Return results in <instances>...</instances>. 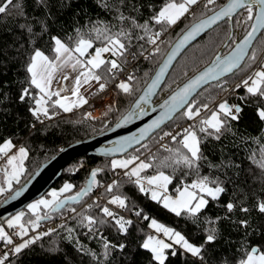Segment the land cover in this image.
Returning <instances> with one entry per match:
<instances>
[{
	"label": "snow or ice",
	"instance_id": "1",
	"mask_svg": "<svg viewBox=\"0 0 264 264\" xmlns=\"http://www.w3.org/2000/svg\"><path fill=\"white\" fill-rule=\"evenodd\" d=\"M56 2L63 5V0ZM35 3L45 9L46 17H51L53 0ZM93 3L103 16L89 17L64 38L51 36L49 54L40 48L31 50L24 65L26 86L19 101L31 102L28 109L31 116L44 123V119L52 120L59 112L70 113L88 104L81 91L85 86H88L85 91H90L98 85L93 93L96 95L111 84L120 95L132 98L116 128L143 120L151 113L158 114L137 132L102 149L100 155L110 159L103 167L92 169L82 187L77 189L66 182L46 197L29 203L26 212L6 218L0 224V244L4 246L0 248V264H16L12 257L19 258L37 241L56 232L57 228L40 229L43 222L57 216L63 221L58 225L63 230L62 239L79 256L87 258L88 264H117L113 254L127 256V241L134 229L144 233L137 238V247L149 254L148 264H170V258L178 255L191 258L192 264H205V246L218 240L222 218H205L203 213L210 204L221 200L226 192L225 183L233 182V177L224 170L237 169L235 175L239 177L240 164L232 156L244 152L246 159L260 170L264 183V143L256 141L259 147L253 148L234 130L249 105H255L256 118L264 124V0H93ZM13 11L27 20L19 0H0V15H11ZM184 21V27L175 32ZM40 23L39 33L31 23L20 27L32 39L47 32V20ZM218 29L224 30L226 41L205 66L194 69L191 75L185 72L186 80L176 88L166 84L168 70L182 51ZM173 32L177 38L170 41L168 36ZM157 57L160 66L154 75L145 71L142 77L137 76L140 63L153 62ZM140 80L144 81L143 88L139 86ZM61 81L70 82V87ZM54 82L59 86L54 88ZM165 89L167 96L154 103L153 98ZM213 89L217 95L223 94V98L200 99ZM229 97H236L239 103H230ZM113 111H119L114 104L105 115ZM86 119H93L92 114L88 113ZM180 120L186 123H177ZM229 134L236 139H230ZM211 141L218 142L213 147L219 146L222 156L229 153L219 164L205 155L204 145ZM28 156V149L17 146L12 139L0 142V161H4L0 166V197L14 193L11 196L14 200L26 190L21 178ZM204 168L209 171L204 173ZM106 172L114 177L110 182L100 178ZM218 173H223L225 179ZM14 185L21 187L14 190ZM125 186L134 188L141 197L180 220L199 225L203 218L206 225L203 244L192 243L175 227L146 214L124 191ZM97 189L102 191L93 199ZM223 207L231 214L238 205L229 201ZM253 210L264 215V198L258 197L251 207H239L246 214ZM143 222L147 224L140 227ZM234 223L245 229L247 235L248 220ZM93 242L98 249L89 246ZM241 249L238 264H264V245L241 244Z\"/></svg>",
	"mask_w": 264,
	"mask_h": 264
},
{
	"label": "trees",
	"instance_id": "2",
	"mask_svg": "<svg viewBox=\"0 0 264 264\" xmlns=\"http://www.w3.org/2000/svg\"><path fill=\"white\" fill-rule=\"evenodd\" d=\"M19 2L23 4L27 20L15 11L11 15H0V142L4 139H12L17 146H24L28 149L29 156L25 161L26 172L21 178V185H24L44 163L65 147L91 139L112 127L118 121L121 113L126 112L130 107L132 98L117 92L115 107L119 111L104 114L98 119H86L83 117V110H77L70 112L69 115L59 112L52 120H47L44 123L35 121L28 111L32 106L31 102L21 103L19 101L21 90L26 86L24 65L29 53L33 48H40L49 54L48 43L51 36L57 35L64 38L66 34L72 33L74 26L85 24L89 17L96 19L104 14L95 6L93 0H63V5L53 0L50 18L46 17L45 9L38 7L35 0H19ZM45 20H47V32L32 39H29L26 31L20 27L22 24L31 23L33 30L39 33L40 22ZM184 23L186 21L181 22L175 32H179L184 27ZM175 32L168 36L170 41L177 38ZM225 41L226 35L223 29L202 36L190 45L175 62L165 80L166 84H170L172 88L182 84L186 80L184 73L187 72L191 75L194 69H202L212 58L214 51L219 49ZM159 62L160 57H157L153 62L143 61L139 64L137 76L142 77L145 71H149V74L152 75ZM230 83H234V80ZM139 86L144 87L143 80H140ZM164 87L165 85L162 86V88ZM167 93L168 89L158 92V96L153 99L154 103L162 101ZM240 94H243L242 89ZM221 95L223 94L217 95L216 90L213 89L204 93L200 99L218 100ZM229 101L230 103H239L236 97H229ZM177 123L183 124L185 121L180 120ZM234 130L237 136H243L247 140V144L252 145L253 148L259 147L256 141L264 143V124L256 118L255 105L244 108L242 118ZM230 139H236V137L230 136ZM217 144L218 142L211 141L205 144L204 148L208 159L219 164L223 156H227L229 153L225 152L222 156L220 147H213ZM155 150L156 147H153V151ZM230 151L235 152L236 150L231 149ZM161 155H166V153H161ZM108 159L100 156H82L73 160L63 169L60 179L52 188L59 189L66 182L76 185L77 189L82 187L89 172L94 168L103 167ZM232 159L240 164L239 177L237 178L235 175L237 169H225L227 175L233 177V182L225 183L226 192L222 195L221 200L210 204L203 213L205 218H222L218 224V240L213 245L205 246V264H238L242 254L241 244L246 246L264 245V215H260L255 210L248 214L239 211L240 206L251 207L258 197L264 198V183H261L260 170L246 159L244 152L233 155ZM202 171L207 173L209 169L204 168ZM218 174L221 175V179H225L223 173ZM100 178L104 182H110L113 175L111 172H106ZM21 185H14V190L20 189ZM124 191L140 207H143L146 214L161 223L175 227L192 243L203 244L205 235L203 229L206 227L203 218L199 225L191 221L180 220L141 197L134 188L125 186ZM12 194L6 193L0 200V204ZM229 201L238 205L237 210L231 214H227L223 207ZM22 211L26 212V207ZM226 215L229 218H223ZM243 219L248 220L250 224L246 230L247 235H245V229L234 223ZM146 224L147 222H143L140 227H144ZM145 231L148 230L145 228ZM143 234L136 229L133 230L132 236L127 241L128 247L125 250L127 256L120 257L118 253L113 254L117 258V264H148L149 254L137 247V238ZM62 236L63 230L57 229L51 236L44 237L30 249L25 250L19 258L12 257V259L16 261V264H88L87 258L79 256L73 247L62 239ZM89 246L98 249V245L94 242ZM170 264H192V261L191 258L178 255L170 258Z\"/></svg>",
	"mask_w": 264,
	"mask_h": 264
},
{
	"label": "water",
	"instance_id": "3",
	"mask_svg": "<svg viewBox=\"0 0 264 264\" xmlns=\"http://www.w3.org/2000/svg\"><path fill=\"white\" fill-rule=\"evenodd\" d=\"M200 38H198L197 41ZM195 42L196 41H193L192 44ZM185 50H183L182 53ZM182 53L180 54V56L182 55ZM180 56H178L173 62V66ZM159 66L160 62L152 75L155 74ZM171 69L172 68L168 70V74ZM168 74L166 75L165 80ZM157 114L158 113H151L149 116H146L143 120H138L133 124L127 125L124 128H116L115 125L118 122L117 121L109 130H106L105 132L91 139L76 142L62 149L58 154H56L49 161L44 163L23 185L26 190L23 191L20 197L14 200L11 199V196L14 195L13 193L10 197L5 199L0 204V224H2L6 218L22 211L32 201H35L40 197L44 196V194H46L52 188V186L60 179L63 169L73 160L82 156H100L104 158H109L100 155L102 149L110 148L113 146L116 140L122 139L125 136L137 132L139 130V127H142L147 122H150V120L154 118Z\"/></svg>",
	"mask_w": 264,
	"mask_h": 264
},
{
	"label": "built area",
	"instance_id": "4",
	"mask_svg": "<svg viewBox=\"0 0 264 264\" xmlns=\"http://www.w3.org/2000/svg\"><path fill=\"white\" fill-rule=\"evenodd\" d=\"M129 69H126V71ZM88 88L85 87L83 88L81 91L82 93L88 98L89 103L86 105L85 107V117L88 113H91L93 118L100 116L102 113L105 111V108L113 102H109V100H113V95H114V88L112 86L109 85V87L107 88L106 91H104V93L100 94V95H93V89L90 91H85V89ZM223 95L219 96V99H222ZM77 111V110H74ZM47 121V119H44V122ZM114 178V177H113ZM102 189H98V191H101ZM97 194H95L93 196V198L96 197ZM4 197V196H3ZM0 197V200L3 198ZM103 203V201H101ZM63 221L61 220V218L58 216L57 218L51 220V221H47V222H43L42 223V227L40 229V231H45L48 228H58V225L60 223H62ZM8 231H12V230H8ZM20 241L17 239L16 243H19ZM4 246L2 244H0V248H3Z\"/></svg>",
	"mask_w": 264,
	"mask_h": 264
},
{
	"label": "rangeland",
	"instance_id": "5",
	"mask_svg": "<svg viewBox=\"0 0 264 264\" xmlns=\"http://www.w3.org/2000/svg\"><path fill=\"white\" fill-rule=\"evenodd\" d=\"M110 86H112L111 84H110ZM97 90H98V86L97 87H95L94 89H93V93H95V92H97ZM102 93H104V92H102ZM102 93H98V94H96V95H100V94H102ZM116 93H117V91L114 89V95H113V100H109V102H113V103H110L106 108H105V111L104 112H101L102 114L100 115V116H97V117H95V118H93V119H98V118H101L105 113H106V111L108 110V107L110 106V105H116ZM87 105V104H86ZM86 105H85V107H86ZM85 107L83 106V107H81V108H79L78 110H83V117L84 118H86L85 117ZM67 115H69L70 113H66ZM90 120H92V119H90ZM186 123V122H185ZM111 128V127H110ZM109 128V129H110ZM108 129V130H109ZM3 163H4V161H0V166H2L3 165ZM0 179H2V177H0ZM54 189H56V188H51L48 192H50V191H52V190H54ZM47 192V193H48ZM98 192H100V191H98V189H97V191L96 192H94L93 193V196L95 195V194H97ZM93 196H92V198H93ZM44 197H46V196H42V197H40V198H44ZM39 198V199H40ZM94 199V198H93ZM38 200V199H37ZM36 201V200H35ZM35 201H32L31 203H33V202H35ZM26 209H27V206H26Z\"/></svg>",
	"mask_w": 264,
	"mask_h": 264
},
{
	"label": "crops",
	"instance_id": "6",
	"mask_svg": "<svg viewBox=\"0 0 264 264\" xmlns=\"http://www.w3.org/2000/svg\"><path fill=\"white\" fill-rule=\"evenodd\" d=\"M61 83H64L65 84V86H69L70 87V82H63V81H61ZM59 86V84L58 83H56V82H54V84H53V87L54 88H56V87H58ZM98 86V85H97ZM97 86H95V87H97ZM85 87H87V86H85ZM95 87H93L92 89H94ZM83 89V88H82ZM81 89V90H82ZM91 89V90H92ZM85 106V105H84Z\"/></svg>",
	"mask_w": 264,
	"mask_h": 264
}]
</instances>
